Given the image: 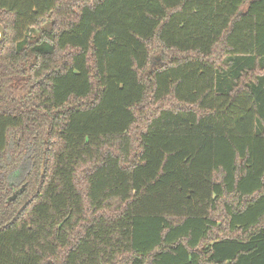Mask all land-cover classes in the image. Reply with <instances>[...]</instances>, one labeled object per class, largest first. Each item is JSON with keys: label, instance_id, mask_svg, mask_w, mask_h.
I'll return each mask as SVG.
<instances>
[{"label": "trees", "instance_id": "16d2710c", "mask_svg": "<svg viewBox=\"0 0 264 264\" xmlns=\"http://www.w3.org/2000/svg\"><path fill=\"white\" fill-rule=\"evenodd\" d=\"M0 24V264H264V0Z\"/></svg>", "mask_w": 264, "mask_h": 264}, {"label": "water", "instance_id": "95a60500", "mask_svg": "<svg viewBox=\"0 0 264 264\" xmlns=\"http://www.w3.org/2000/svg\"><path fill=\"white\" fill-rule=\"evenodd\" d=\"M5 39V29L4 27L0 24V45Z\"/></svg>", "mask_w": 264, "mask_h": 264}]
</instances>
